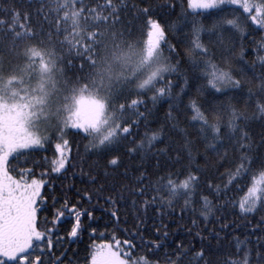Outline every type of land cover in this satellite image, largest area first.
<instances>
[{"label": "snow or ice", "instance_id": "1", "mask_svg": "<svg viewBox=\"0 0 264 264\" xmlns=\"http://www.w3.org/2000/svg\"><path fill=\"white\" fill-rule=\"evenodd\" d=\"M37 2L38 7L34 10H20L14 7L15 0H0V12L4 13L0 15V264H65L68 253L59 250L63 237L57 235V225L64 211H71L75 217L68 232L70 237H76L81 230V216L92 217V212L81 210L76 204L69 210L65 201L64 211L57 209L52 219L49 221L45 217L42 224L38 213L44 210L41 206L46 198L42 188L46 181L35 175L33 167L19 166L18 158L25 154L24 150L46 151L45 146L53 147L54 156L43 158L49 168L41 176L49 171H67L72 149L68 132L77 130L89 139L96 154L107 160L106 168L120 169L121 156L114 153L132 136L133 126L139 125V120H131V116L144 117L139 111L145 103L141 97L151 92L155 102L171 95L173 82L166 80V76L176 70L164 56L163 46L168 43L166 29L160 20L153 18L150 5L131 6L136 9L137 18L145 21L138 36H134L130 29L123 27V13L129 8L126 0ZM31 3L29 0V5ZM186 4L187 9L209 13L211 10L223 12L226 6H238L242 9L244 23L239 16L233 15L223 18L219 27L228 26L229 30L235 29L240 34L245 33V26L264 28V0H186ZM201 30L193 25L196 38L192 41L190 54L205 58L197 61L193 55L194 63L204 65L206 86L216 92L229 87L239 88L240 80L229 69L208 58L209 50L199 40ZM168 47L169 51H174V45ZM258 59L264 65V56ZM67 67L76 69L73 77L65 75ZM189 108L193 113L192 121L200 124L199 134L207 149L221 155L220 148L227 139L233 151L239 153L234 167L221 174L220 178L226 177L227 182L223 185L206 182L203 187L207 189V195L198 191L202 183L201 169L196 166L193 170L190 142L186 144L189 164L179 170H162L155 182H150L147 174L141 171L134 176L135 186L124 183L117 186L115 180L107 179L111 173L105 172L104 182L95 189V196L112 205L108 214L117 226L120 223L118 205L121 201L127 204L128 197L132 198V208L137 210V219L140 209L146 211L158 204L161 208L165 204L171 207L175 201L183 199V211L199 197L203 202L200 215L207 219L214 211L209 197L218 199L229 185L252 172L256 159L250 155L252 145L246 125L241 124L248 117L232 108L230 119L223 126L219 116L210 117L196 100L190 101ZM254 108L253 115L258 113L264 119V83ZM168 115L172 118L171 112ZM159 134L158 131L146 132L143 139L131 141L133 146L127 148V154L151 150ZM164 151L166 149L160 150ZM226 157L227 148L222 158ZM180 163L178 154L174 164ZM117 175L126 176L127 169ZM87 176L89 182L96 184L99 173L92 175L89 171ZM84 195L89 201L93 199L88 192ZM138 198L143 199L139 201ZM258 204L264 205V159L252 174L247 196L239 207L247 213L255 210ZM192 211L196 209L193 207ZM192 223L197 222L193 220ZM136 234H139L138 229ZM133 239L94 245L89 264H160L159 258L150 259L157 257L163 247L160 242H145L141 236L140 243L134 244ZM241 243L237 238L236 253L225 254L219 264H252L251 251L242 249ZM121 244L127 251L121 249ZM140 250L147 254L137 255ZM190 254L191 248L180 243L170 254L165 252L163 258L165 264H186ZM193 259L209 264L204 247ZM257 260L264 264V253H257Z\"/></svg>", "mask_w": 264, "mask_h": 264}, {"label": "trees", "instance_id": "2", "mask_svg": "<svg viewBox=\"0 0 264 264\" xmlns=\"http://www.w3.org/2000/svg\"><path fill=\"white\" fill-rule=\"evenodd\" d=\"M126 2L129 8L123 13V27L130 29L134 36H138L145 21L137 18L136 9L131 7L133 4L140 7L150 5L153 9V18L160 20L165 27L168 43L163 46L164 56L168 58L170 64L176 66V70L166 76V80L173 82L172 93L155 102L151 99V92L141 97L145 103L139 111L144 113V117L131 116V120H139V125L133 126L132 136L123 141L122 146H118L114 153L120 155L122 159L121 168L118 170L106 168L107 160L97 155L89 139L79 134L77 130L68 132L72 149L69 163L66 165L67 171L60 173L49 171L48 174L41 176V173L49 168L43 158L51 159L54 156L53 147L45 146L46 151L38 148L32 151L24 150L25 154L18 158L19 166L33 167L35 175L46 181L42 188V194L46 198L41 206L44 210L38 213L40 222L43 224L45 217L50 221L57 209L64 211L65 201L68 202L69 210L72 204H76L81 210L92 212L91 218L86 214L81 216V230L76 237H70L68 232L75 223V217L70 211H64V216L57 225L59 229L57 235L63 237L58 246L59 250H66L68 253L65 264H69V261L71 264H89L94 245L104 242L115 244L116 240L124 241L133 237H135L133 243L139 244L141 236L145 242L158 241L163 245L157 257H150L159 258L160 264H165L164 253L170 254L180 243L186 248H191L186 264H204L203 261L193 259L201 247L205 249L209 264H219L225 254L236 253L237 238L242 242L240 245L242 249L251 251L252 264H259L257 253H264V205L258 204L255 210L245 213L241 211L239 203L246 198L251 176L259 168L260 160L264 159V119H261L258 113L253 115L255 100L261 84L264 83V65L258 59L259 56H264V28L257 25L245 26V33L240 34L235 29L229 30L228 26L219 27V22L223 18H232L233 15L239 16L241 23H244L242 9L238 6H226L223 12L211 10L209 13L187 9L186 0H126ZM14 7L20 10H34L38 7V2L32 0L29 5V0H15ZM0 15L4 13L0 12ZM194 24L202 29L199 32V40L208 48V58L220 67L229 69L232 75L240 80L239 88L229 87L222 92H216L206 86L204 65L194 63L193 55L197 61L205 58L190 54L192 41L196 38L193 32ZM169 44L175 46L174 51H169ZM75 63L78 64L79 61ZM75 72L76 69L67 67L65 75L73 77ZM192 100H196L210 117L219 116L223 126L227 125L232 108L248 117L247 121L242 120L241 124L246 125L245 130L252 145L250 155L256 159L252 172L229 185L228 190L218 199L209 197L214 205V211L207 219L200 215L203 202L199 197L195 198L196 202L193 205L183 211V199L175 201L171 207L165 204L161 208L158 204L157 207H149L146 211L140 209L139 219L136 218L137 210L131 206L132 198L128 197L127 204L121 201L118 205L120 223L117 226L108 214L112 210V205L95 196V189L104 182L105 172L111 173L107 179L115 180L117 186L120 183L128 184L129 187L135 186L134 176L139 175L141 171L147 174L150 182H155L162 170H179L189 164L186 144L190 142L193 170L196 166L201 169L199 175L202 183L198 191L207 195V189L203 187L206 182L220 185L227 182L226 177L223 180L220 178L221 174L234 167L233 162L239 153L233 151L227 139L224 141V147L220 148L221 155L206 148V142L199 134L200 124L191 119L193 113L189 104ZM169 112L172 113V118L169 117ZM151 131L160 133L157 140L153 141V148L147 152L141 149L129 156L127 148L133 146L131 141L138 142L144 138L146 132ZM225 148L227 157L222 158ZM161 149L166 151L160 152ZM178 154L181 163L174 164ZM25 160L29 163L24 164ZM36 163L39 166H34ZM125 169L126 176L117 175V172L123 173ZM89 171L92 175L99 173L96 184L89 182L87 176ZM85 192L93 196L91 201L84 195ZM107 194L105 192V195ZM125 195L127 196V193ZM142 199L138 198L139 201ZM137 207L139 208V204ZM193 207L196 211H192ZM193 220L197 222L195 225L192 223ZM225 225L227 227H224ZM93 229L96 231L93 232ZM121 249L127 251L123 244ZM136 254L147 253L140 250ZM240 255L242 256V253Z\"/></svg>", "mask_w": 264, "mask_h": 264}, {"label": "rangeland", "instance_id": "3", "mask_svg": "<svg viewBox=\"0 0 264 264\" xmlns=\"http://www.w3.org/2000/svg\"><path fill=\"white\" fill-rule=\"evenodd\" d=\"M192 10L197 11L196 9H192Z\"/></svg>", "mask_w": 264, "mask_h": 264}, {"label": "water", "instance_id": "4", "mask_svg": "<svg viewBox=\"0 0 264 264\" xmlns=\"http://www.w3.org/2000/svg\"><path fill=\"white\" fill-rule=\"evenodd\" d=\"M70 213H72V212L70 211Z\"/></svg>", "mask_w": 264, "mask_h": 264}]
</instances>
